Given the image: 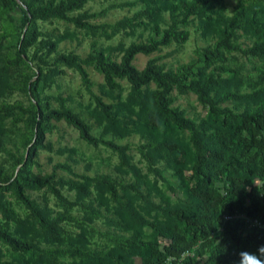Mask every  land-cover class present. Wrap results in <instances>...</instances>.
<instances>
[{
    "label": "rangeland",
    "instance_id": "obj_1",
    "mask_svg": "<svg viewBox=\"0 0 264 264\" xmlns=\"http://www.w3.org/2000/svg\"><path fill=\"white\" fill-rule=\"evenodd\" d=\"M170 3L178 5V0H89L71 12L73 15L83 11L90 14L87 20L91 24L104 25L96 30L79 28L56 18L37 19V29L41 33L37 40L54 41L55 51H38L39 59L32 57L35 44L27 48V58L23 62L9 64L8 60L14 56L17 34L22 28V13L17 7L7 8L0 2V108L2 105L29 108L30 103L21 90V80L40 66L42 76L37 92L44 108H58L57 102L46 96H61L65 98V105L88 124L93 136L125 147L119 155L100 143L85 142L77 130L63 120H50L51 128L45 130L43 147L37 149L33 163L27 166L28 173L43 176L52 172L54 164H66L74 174L91 178L87 182V193H81L69 184V181L83 184L84 180L61 168L54 170L51 186L24 189V193L49 217L64 212L75 219L62 221L50 232L41 228L10 192H1L0 228L7 226L11 234L23 238L33 248L29 253L15 252L0 242V264H142V245L128 243L130 241L155 242L163 254L160 264H203L209 259V250L197 252L199 242L178 255H166L164 247L170 240L146 223H175L165 208L182 206L187 199L186 192L193 184L189 179L192 153L189 132L165 125L161 120L152 127L147 120L148 100L155 89L154 83L149 82L143 88L139 105L125 78H115L117 86L108 89L102 73L91 62L84 63L92 84L91 92L109 106L103 109L95 105L75 70L54 62L56 56L67 53L76 54L82 60L92 48L118 62L130 43H146L169 26L167 7ZM146 4L164 8L154 21L140 16L137 20L141 24L137 26L120 25L124 18L131 17ZM254 10L256 16L264 15V0H215L206 18L190 16L185 24H178V29L188 33L185 41H171L148 54L137 53L131 63L140 71L152 59L163 69L178 71L180 68L186 80L212 75L224 80L223 87L238 93L263 89L264 69L256 57L232 51L223 52L224 60L217 61L202 55L204 48H211L216 39L214 29L221 23L217 20L218 12L227 18L239 13L244 19ZM254 39L253 30L235 29L232 36V41L243 48L250 46ZM217 65L229 70H217ZM170 96L171 106L182 110L185 117L195 123L210 120L207 106L201 104L190 90L178 93L173 88ZM25 116L15 110L13 116L5 117L0 111V171L4 175L16 172L15 161L23 156V142L31 137L24 126ZM163 139L175 141L183 149V155L170 156L161 145ZM174 157L187 160L180 173L176 171L179 165L174 162ZM105 175L115 188L116 198L99 179ZM254 183L260 182L255 180ZM51 187L59 191L64 202L53 194ZM211 189L223 193L221 183L217 181H213ZM246 204L247 201L243 207ZM228 218L242 220L247 227L264 228L259 219H250L238 207L232 215H224L223 221ZM242 222L238 228L242 227ZM221 227L216 230L217 236Z\"/></svg>",
    "mask_w": 264,
    "mask_h": 264
},
{
    "label": "trees",
    "instance_id": "obj_2",
    "mask_svg": "<svg viewBox=\"0 0 264 264\" xmlns=\"http://www.w3.org/2000/svg\"><path fill=\"white\" fill-rule=\"evenodd\" d=\"M87 1L89 0H58L57 2L0 0L5 7H17L22 13V28L17 34L14 56L8 60V63L23 62L27 58V48L35 44L36 48L32 57L39 59L38 51L44 50L46 53L55 51L54 41L37 40L41 35L37 29V19L56 18L87 30L104 27V25L91 24L87 20L90 14L85 11L71 14ZM214 1L178 0L179 7L170 3L167 7L171 21L169 26L163 29L157 38L151 37L146 43H130L123 50L118 62L94 48L82 60L76 54L67 53L56 56L54 62L75 70L85 90L93 97L95 105L103 109L109 106L91 92L92 84L83 67L84 63L91 62L92 66L102 73L108 89H114L117 86L115 78H125L130 84L132 97L139 100V105L143 88L149 82L154 83L155 89L150 92V100H148L147 120L152 127L161 120L165 125L170 124L177 130L189 132V142L192 147L189 179L193 181V184L186 192L187 199L182 206L165 208L175 223L170 225L146 223L160 236L170 240L164 247L166 255H178L199 242L197 252L209 250V259L203 264H239L241 251L255 253L258 246L264 245V228L247 227L242 220L234 218L223 221V216L232 215L238 207L242 209L245 216L250 219L257 218L264 224V88L250 93H238L223 87L224 80L216 79L212 75L191 77L186 80V76L179 71L180 68L178 71L163 69L162 66L154 64L152 59H149L140 71L131 63L137 53L148 54L161 46L168 45L171 41H185L188 33L184 29H178V24H185L190 16L206 18ZM162 8H164L162 5L146 4L131 17L124 18L120 25L137 26L141 24L137 20L140 16H146L149 21H154ZM178 8L180 10L177 11ZM256 14L254 10L250 16L242 19L239 13L227 18L218 12L217 20L221 23L214 29L216 39L211 48H204L203 57L222 61L224 60L223 52L239 51L244 55L256 57L264 69V15L258 17ZM153 28L156 31V27ZM235 29L243 32L253 30L255 39L252 44L243 48L233 42L232 36ZM216 69L229 70L223 65H217ZM41 76L42 69L37 66L32 75L23 76L21 80V90L30 103L28 109L19 105H2L0 108L5 117L13 116L15 110L20 115L25 114L24 126L31 134V137L23 142L22 158L15 161L18 167L16 172L4 175L0 171V193L10 192L29 211L41 228L53 232L62 221H75V219L64 212L57 213L52 218L49 217L24 193V189L51 186L56 168H61L84 180L83 184L69 181V184L81 193H87V182L91 178L74 174L68 165L61 163L54 164L50 174L38 176L28 173L27 166L33 163L37 149L43 147L45 130L51 128L50 120H63L75 128L79 137L85 142L92 145L100 143L119 155H122L125 147L111 140L93 136L88 124L65 105V98L61 96H46V99L55 100L58 108H44L37 92ZM173 88L178 93L186 90L193 92L197 100L207 106L210 120L195 123L185 117L182 110L172 107L170 91ZM161 145L172 157L175 153L183 155V149L175 141L163 139ZM173 160L179 165L176 171L180 173L187 160L175 157ZM99 179L107 186L109 194L116 198L117 193L110 178L105 175ZM255 180L260 183L255 184ZM213 181L221 183L222 194L211 189ZM129 186L134 188L133 184ZM51 190L61 202L65 201L56 188L51 187ZM245 201L247 204L243 207ZM0 206L3 207L2 203ZM138 220L144 221L141 218ZM241 222L242 227L238 228ZM178 223L182 225L179 226ZM220 226L222 231L217 236L216 230ZM0 242L15 252L29 253L33 248L23 238L11 234L7 226L0 228ZM132 242L143 247L142 264H160V257L163 254L158 250L155 242L130 241L128 243Z\"/></svg>",
    "mask_w": 264,
    "mask_h": 264
},
{
    "label": "clouds",
    "instance_id": "obj_3",
    "mask_svg": "<svg viewBox=\"0 0 264 264\" xmlns=\"http://www.w3.org/2000/svg\"><path fill=\"white\" fill-rule=\"evenodd\" d=\"M239 264H264V245H260L255 253L241 251L239 253Z\"/></svg>",
    "mask_w": 264,
    "mask_h": 264
}]
</instances>
